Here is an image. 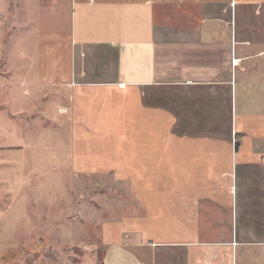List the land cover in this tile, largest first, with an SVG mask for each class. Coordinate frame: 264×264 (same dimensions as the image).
<instances>
[{"label": "crops", "instance_id": "1", "mask_svg": "<svg viewBox=\"0 0 264 264\" xmlns=\"http://www.w3.org/2000/svg\"><path fill=\"white\" fill-rule=\"evenodd\" d=\"M70 9L72 140L52 147L138 204L105 222L101 264H232L264 246V0Z\"/></svg>", "mask_w": 264, "mask_h": 264}, {"label": "rangeland", "instance_id": "2", "mask_svg": "<svg viewBox=\"0 0 264 264\" xmlns=\"http://www.w3.org/2000/svg\"><path fill=\"white\" fill-rule=\"evenodd\" d=\"M70 17V0H0V264H101L105 222L138 205L130 182L52 147L72 140ZM243 248L232 264H264Z\"/></svg>", "mask_w": 264, "mask_h": 264}, {"label": "built area", "instance_id": "3", "mask_svg": "<svg viewBox=\"0 0 264 264\" xmlns=\"http://www.w3.org/2000/svg\"><path fill=\"white\" fill-rule=\"evenodd\" d=\"M237 61H238V59L235 58V59H234V62L236 63Z\"/></svg>", "mask_w": 264, "mask_h": 264}]
</instances>
